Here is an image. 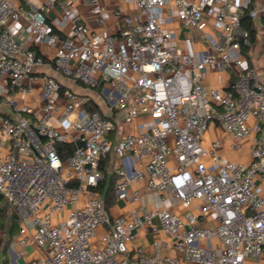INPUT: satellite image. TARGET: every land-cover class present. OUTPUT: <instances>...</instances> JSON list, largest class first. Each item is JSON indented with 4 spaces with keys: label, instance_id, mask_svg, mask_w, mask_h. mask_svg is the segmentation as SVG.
I'll return each mask as SVG.
<instances>
[{
    "label": "built area",
    "instance_id": "1",
    "mask_svg": "<svg viewBox=\"0 0 264 264\" xmlns=\"http://www.w3.org/2000/svg\"><path fill=\"white\" fill-rule=\"evenodd\" d=\"M123 1L132 12L109 13L100 0H0V107L11 111L0 113V196L33 225L20 230L18 256L35 246L26 264H264V84L243 70L241 44L250 46L241 21L249 2ZM82 6L101 25L120 22L118 32H93ZM167 7L188 33L181 52L161 23ZM213 13L224 46L215 44L217 55L197 52L193 37ZM249 17L264 20V6ZM47 64L89 94L34 73ZM231 68L239 72L229 89L204 85L208 72ZM211 126L235 151L250 140L252 163L225 162L219 144L206 146ZM58 145L71 148L67 159ZM108 157L115 201L137 206L128 216L111 218L98 192ZM141 233L154 237L150 251L137 245Z\"/></svg>",
    "mask_w": 264,
    "mask_h": 264
},
{
    "label": "crops",
    "instance_id": "2",
    "mask_svg": "<svg viewBox=\"0 0 264 264\" xmlns=\"http://www.w3.org/2000/svg\"><path fill=\"white\" fill-rule=\"evenodd\" d=\"M24 2H46V0H23ZM101 4L105 7V9L111 13L114 9L119 7L126 8L129 12H132V6L123 0H118L117 2H113L110 0H100ZM249 2V6L251 5L252 9L261 8L264 6V0H247ZM78 15L81 16V22L89 27L93 32L98 33L101 36H114L119 28L120 22L115 21L112 17L108 18L104 25H101L93 14H91L87 8L80 7L77 10ZM60 18V10L57 7H54L49 13V19L52 21L58 20ZM252 31L255 34V41L251 45L250 50L245 54L242 49V54L245 58L243 70L244 71H254L258 76L259 80L264 84V20L256 19L252 20ZM163 28L174 33L176 35V39L170 44V48L176 50L177 52H181L183 49V39L188 35L187 32H183L180 29V22L177 18V13L167 7L163 11V19L161 20ZM203 28L202 30H196L193 33V37L195 40V49L197 52H205L210 55H217L218 50L215 44H219V47L224 48L223 42L220 39L219 33L215 29V14H206L203 19ZM43 52L47 55L48 50L43 48ZM238 70L236 68L228 69L225 72H208L204 79V85L208 88L215 89H229L231 84L236 80ZM35 74H47L52 78L60 81L62 84L66 86L68 89H72L76 93L80 95H88L89 91L75 84H70L68 80L63 78L60 74L54 71L51 65L47 64L42 68H36L34 70ZM28 83L25 82L23 87H27ZM3 86H0V88ZM30 102V100H28ZM0 113L4 115H11V111L7 108L0 107ZM250 127L253 131L252 137L259 138L262 136V131L259 129L261 125L257 120H252L250 122ZM204 143L206 146L210 147L212 144H219V149L217 150V155L225 162H231L235 164H244L249 165L252 163L251 157V141L244 140L240 142L241 149L239 151H235L232 148V145L236 143V141L229 136L223 129L218 126H211L209 130L206 132L204 136ZM133 189H140L137 184L133 183ZM258 189L263 194L264 193V184L258 181ZM147 200H151V198L147 197V194L144 193L143 202L145 203ZM137 206L132 204L131 199L125 202H116L113 207L110 209L111 218L128 216L132 212L136 210ZM11 213V212H10ZM7 222L8 227L7 231H0V253L2 255L3 261L9 260V264H26L29 260L35 259L38 257V250L35 246H31L28 250V255L25 258H21L18 256L19 246H18V238L20 235V230L23 226L27 227L30 232L33 231V225L31 222H21L17 217L16 221L13 223L11 219H8ZM160 240L162 241L166 251L168 254H172V251L168 249L170 242L165 236H160ZM154 241V237L150 234L141 233L139 239L137 241V245L145 248L150 251L152 247V243Z\"/></svg>",
    "mask_w": 264,
    "mask_h": 264
},
{
    "label": "trees",
    "instance_id": "3",
    "mask_svg": "<svg viewBox=\"0 0 264 264\" xmlns=\"http://www.w3.org/2000/svg\"><path fill=\"white\" fill-rule=\"evenodd\" d=\"M252 10L251 5L245 9L242 13L241 21L242 26L244 29L249 31L250 33V46H246L243 41H241L243 52L247 54L250 50L251 45L255 41V34L252 31V21L249 17V12ZM92 111H99L98 107L93 106L91 107ZM59 153L61 154L63 160L67 159L68 155L71 153V148L65 145H58ZM112 165L110 164V157L104 160L100 168L105 174V178L103 182L99 185L98 192L101 196V199L104 203L105 209L109 212L110 209L115 204V183H116V176L111 169ZM11 212V213H10ZM7 216H11L10 219L14 223L17 219L16 214L11 211L9 204L4 200L2 196H0V231L4 226L5 221L7 220ZM3 264H9V260L3 262Z\"/></svg>",
    "mask_w": 264,
    "mask_h": 264
},
{
    "label": "rangeland",
    "instance_id": "4",
    "mask_svg": "<svg viewBox=\"0 0 264 264\" xmlns=\"http://www.w3.org/2000/svg\"><path fill=\"white\" fill-rule=\"evenodd\" d=\"M68 82L71 84L70 81H68ZM74 92H75V91H74ZM75 93H76V92H75ZM120 116H121V115H120ZM111 169H113V168L111 167ZM10 217H11V216H7V220L10 219ZM7 220H6L5 223H4V226H3V228H2V231H7V228H9V227H8V224H9V223L7 222Z\"/></svg>",
    "mask_w": 264,
    "mask_h": 264
}]
</instances>
